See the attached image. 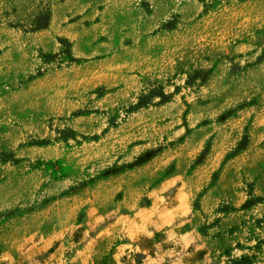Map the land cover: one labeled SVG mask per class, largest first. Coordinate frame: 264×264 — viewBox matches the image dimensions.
Listing matches in <instances>:
<instances>
[{"label":"rangeland","instance_id":"obj_1","mask_svg":"<svg viewBox=\"0 0 264 264\" xmlns=\"http://www.w3.org/2000/svg\"><path fill=\"white\" fill-rule=\"evenodd\" d=\"M0 264H264V0H0Z\"/></svg>","mask_w":264,"mask_h":264}]
</instances>
